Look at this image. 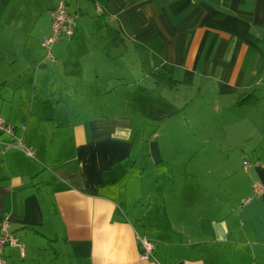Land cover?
<instances>
[{
  "label": "crops",
  "instance_id": "0c3cea01",
  "mask_svg": "<svg viewBox=\"0 0 264 264\" xmlns=\"http://www.w3.org/2000/svg\"><path fill=\"white\" fill-rule=\"evenodd\" d=\"M263 68L264 0H9L0 117L33 157L0 136L7 264H146L137 237L160 264H264Z\"/></svg>",
  "mask_w": 264,
  "mask_h": 264
},
{
  "label": "built area",
  "instance_id": "2783aa9c",
  "mask_svg": "<svg viewBox=\"0 0 264 264\" xmlns=\"http://www.w3.org/2000/svg\"><path fill=\"white\" fill-rule=\"evenodd\" d=\"M76 27L75 19L70 15L67 6L64 2L60 3L53 11L50 12V34L42 41V46L45 50V57L52 59L51 48L53 44L60 38H70L73 36ZM6 136L15 141V145L11 148H15L23 152L28 158H32L30 150L24 148L21 140L16 136V130L11 125L7 124L0 117V136ZM259 162L243 161L242 168L248 170L253 166H259ZM254 195H260L263 193L261 187L253 186ZM137 242L140 246L139 258L146 264H160L154 257L153 243L149 240L141 237H137ZM21 247L19 239L10 231L8 221L6 219L0 222V264H7L4 256L5 249H19Z\"/></svg>",
  "mask_w": 264,
  "mask_h": 264
},
{
  "label": "trees",
  "instance_id": "16d2710c",
  "mask_svg": "<svg viewBox=\"0 0 264 264\" xmlns=\"http://www.w3.org/2000/svg\"><path fill=\"white\" fill-rule=\"evenodd\" d=\"M89 1L102 3L103 0H89ZM8 5H9V0H0V23H1V20L3 18V15H4ZM152 77L157 82L163 83L166 86H168L169 88L177 85L176 82L169 80L166 76L161 75V74L159 75V74L153 73ZM253 100H254V98L251 94H244L241 97H239V99L237 100V102L235 104V108L240 109V108L244 107L245 105L249 104L250 102H252Z\"/></svg>",
  "mask_w": 264,
  "mask_h": 264
},
{
  "label": "rangeland",
  "instance_id": "374dc122",
  "mask_svg": "<svg viewBox=\"0 0 264 264\" xmlns=\"http://www.w3.org/2000/svg\"><path fill=\"white\" fill-rule=\"evenodd\" d=\"M28 12L29 10L26 8V10H22L21 12H18V14H20L21 18H23L22 20H20L18 23H23V25H25L23 27V30L21 32V34H24L25 36L27 35V32H29L30 30V33H32V27H31V24H33V20H31V15L28 16ZM2 21V20H1ZM34 32V31H33ZM31 40V39H30ZM45 51V50H44ZM45 56V55H44ZM246 160H250V159H246Z\"/></svg>",
  "mask_w": 264,
  "mask_h": 264
}]
</instances>
